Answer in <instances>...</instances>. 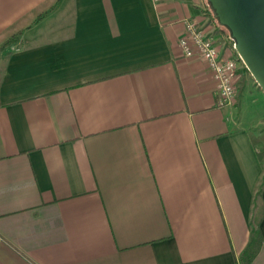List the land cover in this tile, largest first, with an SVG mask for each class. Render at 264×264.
I'll return each mask as SVG.
<instances>
[{"label": "crops", "instance_id": "1", "mask_svg": "<svg viewBox=\"0 0 264 264\" xmlns=\"http://www.w3.org/2000/svg\"><path fill=\"white\" fill-rule=\"evenodd\" d=\"M210 14L0 0V264H264V92L247 73L239 93L240 62L218 107L178 43L194 20L239 60Z\"/></svg>", "mask_w": 264, "mask_h": 264}, {"label": "water", "instance_id": "2", "mask_svg": "<svg viewBox=\"0 0 264 264\" xmlns=\"http://www.w3.org/2000/svg\"><path fill=\"white\" fill-rule=\"evenodd\" d=\"M219 25L228 28L235 53L264 92V0H207Z\"/></svg>", "mask_w": 264, "mask_h": 264}, {"label": "built area", "instance_id": "3", "mask_svg": "<svg viewBox=\"0 0 264 264\" xmlns=\"http://www.w3.org/2000/svg\"><path fill=\"white\" fill-rule=\"evenodd\" d=\"M163 0H152V4L158 5ZM184 34L179 38V46L186 57H200L209 68L213 81L217 87V105L225 107L231 105L238 90L240 79L239 63L242 61L233 57L221 56L220 49L213 41L207 29L201 27L194 20H183ZM243 64V63H242Z\"/></svg>", "mask_w": 264, "mask_h": 264}, {"label": "trees", "instance_id": "4", "mask_svg": "<svg viewBox=\"0 0 264 264\" xmlns=\"http://www.w3.org/2000/svg\"><path fill=\"white\" fill-rule=\"evenodd\" d=\"M206 2H207V0H206ZM207 6H208V9H209V11L211 12V14L210 15H212V17L216 20V18H215V16L213 15L214 13L212 12V10H211V8L209 7V5H208V2H207ZM40 18V17H39ZM216 22H217V20H216ZM218 23V22H217ZM219 25V24H218ZM219 26H221V27H223V28H225L226 30H227V32L229 33V38H230V42H231V44H232V47L234 48V41H233V38H232V36H231V33H230V31H229V29L228 28H226V27H224L223 25H219ZM18 41V36H12L11 38H9V39H7L1 46H0V48H4V47H6V46H8V45H10V44H12V43H15V42H17ZM245 66V65H244ZM243 66V67H244ZM250 74L249 73V71L247 70V68L246 67H244V69H243V75H242V78L240 79L241 81H240V86H239V93L240 92H242L243 91V88L245 87V85H246V83H247V78H246V74ZM262 184H264V178H263V181H262V183L260 184L261 186H262ZM254 232H256V231H254ZM247 252V251H246ZM246 260H245V262L244 263H242V264H250V262H251V260H252V254H250L249 256H247L246 258H245Z\"/></svg>", "mask_w": 264, "mask_h": 264}, {"label": "rangeland", "instance_id": "5", "mask_svg": "<svg viewBox=\"0 0 264 264\" xmlns=\"http://www.w3.org/2000/svg\"><path fill=\"white\" fill-rule=\"evenodd\" d=\"M221 28H223V27H221ZM250 93H252V96H253V97H251L252 98V102H254L256 104V105H252V106L255 109H258V110L262 111V112L258 111V112L262 113V116L259 118L260 120L258 121V124L260 125V122L262 123V125H261L262 127L260 129L263 131L264 130V96H263L262 93H260V90H251Z\"/></svg>", "mask_w": 264, "mask_h": 264}]
</instances>
